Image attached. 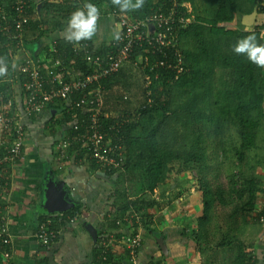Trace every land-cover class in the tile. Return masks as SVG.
<instances>
[{
  "label": "trees",
  "instance_id": "16d2710c",
  "mask_svg": "<svg viewBox=\"0 0 264 264\" xmlns=\"http://www.w3.org/2000/svg\"><path fill=\"white\" fill-rule=\"evenodd\" d=\"M26 1L30 7L28 12L31 24L26 26L24 35L26 36L27 32L31 33V35L34 33L36 35L34 41L37 42L46 37L53 40V34L63 33L67 27L66 21L68 17L73 11L82 8L86 2H91L98 7L100 19L112 17L117 25L119 17L122 15H129L134 19H144L159 12L158 10L162 6H164L165 13L171 7L166 2L167 0H144V5L141 9L121 13L119 8L112 4V0H62L61 2L47 0L37 7L38 13L35 14L36 8L32 7L29 0ZM7 2L9 4L0 6V10L13 14L12 6L16 0H8ZM260 3L261 0H245L244 2L241 0H215L212 16L204 18L198 15L196 20L186 27L175 26L174 28H176L175 30L179 36V49L184 57L187 71L178 79H176L175 73L165 69H158L154 73L149 72V68L147 71H143L144 77L146 75L151 77V86L145 87V89L142 87V91L139 89L136 91L141 96V99L139 100V108L135 113H133L131 100L128 96L131 92L129 76L133 64H124L114 76L103 82V129H106L107 126L115 127L120 123L121 118L119 117L121 115H129L133 118L132 121L116 129L118 132L114 131V134L121 139V143L126 148L128 154L127 164L118 174L105 175L114 187V203L111 205L112 210L109 213L112 216L110 226L114 229V232L131 224L129 229L132 231V236H136L139 231L145 230L156 237L155 231L151 230L149 225L152 221V212L158 209L161 203L157 202L154 197L170 180V174L173 173L175 163L195 165L198 169L197 181L202 193L203 210L197 228L192 231V238L196 240L197 250L201 258L206 257V259L203 261H197L196 259L195 262H188L187 264H227L223 263L224 253L235 254L231 264H260L259 259L252 263V256L246 253L245 245L242 241H238L236 247H232L230 243L228 248H225V242H221L217 251L214 250L211 242L207 239L214 209L218 206L225 207L227 203L224 192L221 189L214 190L208 177L209 158L205 145L206 141L201 129L204 122L209 123L211 126L216 124L214 111L217 100L213 97L214 91L212 90L215 75L217 74L216 70L230 71L233 78V88L229 91V99L234 103V112L236 113L234 114L233 123L239 135V149L237 151L239 161L243 162L247 158V154L257 148L258 132L262 125L261 116L257 114L262 113L264 109V69L251 64L245 57L234 54L232 46L237 40L252 34L256 35L260 43H263V39L258 31L246 32L241 29L230 28V25L236 21L238 15H250L254 11L260 15L263 14L264 6L261 7ZM182 11L184 17H190L186 14L185 8H182ZM240 25L243 26L242 23ZM54 41H56L57 49L59 50V53L55 56L59 57L66 65L69 64L68 59L74 55L73 46L64 38H56ZM81 42L87 44L92 52L96 51L94 52L95 55H104L110 51V44L107 43L97 48L92 40ZM15 45L9 48L4 41L0 40V58H4L8 63V72L4 77H0V81L5 77L14 76L12 57L17 52ZM46 53L50 55L49 48H47ZM140 55L149 57L150 65L160 59L152 56L150 49L144 47L135 49L132 56L133 61ZM168 57L173 61V52H169ZM74 59L78 63L76 67L77 74L79 76L88 74L89 70L84 63L83 55L76 56ZM47 77L50 76L46 75ZM9 88L8 83H4L1 86L2 91H6ZM175 92H184L190 95V97H193L194 102H197V99L203 96L202 103L206 104L204 110L195 108L190 112V109H186L189 111L192 120L191 124L198 128L196 133H194L196 136L190 137V141L187 140L179 149L165 147L168 125L165 126L166 121L164 119L161 123L157 122L159 114L169 111L172 94ZM149 93L151 94L150 96ZM78 97L76 95L72 100H76ZM15 106L16 104L14 103ZM47 109L50 113L53 109L64 112L66 115L64 120L67 123L75 121L73 114L67 113L64 101L51 104ZM78 119L81 124L84 120H88V117L78 112ZM139 129L143 130L145 134L137 137L135 133ZM80 131H83V129H80ZM74 153H77L75 146L69 151L68 156L70 157ZM78 154L89 160L84 152L78 151ZM91 165L94 166L93 163ZM250 184L253 198L252 202L250 201L248 204L252 208L256 202L255 194L261 189L258 188L256 179ZM80 214L81 211L78 207H70L68 211L61 214L63 222H59V214H49L43 217L40 224L52 220L54 222L53 227L59 230L65 226V221L69 217L73 218ZM263 229L264 227L262 226ZM110 233L98 237L94 250L93 264L103 263V247L101 246L103 237H106V239L114 237L116 241L113 245L115 246L128 238L127 234ZM182 235L185 238L184 230ZM155 239L157 241V238ZM143 243L144 239L141 247ZM122 247L125 248L123 245ZM141 247L137 250V257ZM220 247H224L222 248L224 251ZM125 253L126 256L120 257L113 253L112 248L111 250L109 249L107 251V264H133L136 260H133L126 248ZM219 253H221L220 258ZM150 264H162V260L152 261Z\"/></svg>",
  "mask_w": 264,
  "mask_h": 264
},
{
  "label": "built area",
  "instance_id": "2783aa9c",
  "mask_svg": "<svg viewBox=\"0 0 264 264\" xmlns=\"http://www.w3.org/2000/svg\"><path fill=\"white\" fill-rule=\"evenodd\" d=\"M166 2L171 5L167 13L164 12V6H162L159 12L144 19H134L129 15L120 16L118 23L120 39L118 41L113 39L107 43L110 44V51L104 55H95L96 51L92 52L89 46L82 42L75 45L69 43L73 46L75 56L72 55L68 59L69 64L66 65L55 56L59 50L56 41H53L49 46L50 55L46 54L43 59L26 58L19 68V76L24 81L22 82L24 98L22 103L15 102L12 95L15 72L13 77H5L0 81V247L10 245L9 222L4 198L11 185L10 169L24 159L29 141V134L23 123L25 120L38 119L48 110L49 105L64 101L67 113H72L75 121L71 124L70 132L62 136L55 144L58 162L61 163L68 159L69 151L75 146L77 154L78 151L84 152L99 174H118L124 169L128 154L121 139L114 134V131L118 132L116 129L132 121L133 118L129 115H121L120 123L115 127L106 125L107 128L103 129L104 86L102 84L114 76L126 63L141 67L144 72L148 68L151 73L158 69H165L175 73L176 79L187 71L184 57L179 49V36L174 27L177 25L186 27L193 22L191 18H186L182 14V8L189 5L184 0H167ZM260 6H264V0H261ZM29 8L26 0H16L12 6L13 14L0 10V40L4 41L7 47H13L16 44L17 51L23 48L24 31L26 26L31 24ZM37 13L36 9L35 14ZM261 17H264V13L261 15L257 13L255 25L246 27L245 31H258L264 43V21L259 19ZM144 47L150 49L152 56L160 59L150 65L149 57L140 55L133 61L132 56L135 49ZM169 52H173V61L168 57ZM79 55H83L84 63L89 70L88 74L82 76L77 74L78 63L74 59ZM46 75L50 77L47 79ZM146 79L151 84L149 75H146ZM47 80L50 81L48 86ZM4 83H8L10 87L6 91L1 90ZM76 95L79 96L78 99L72 100ZM78 112L88 117V120L80 124ZM61 214H59V222H63ZM80 220L81 215L69 217L65 224L75 225ZM257 222L264 227V209L258 215ZM53 223L49 220L38 226L36 238L40 247L44 249L51 247L60 237V230H56ZM115 241L114 237L109 239L103 237L101 241L102 264H107V251L111 250ZM142 242L143 236L139 231L136 236L130 234L120 244L125 246L133 260H136L137 250ZM260 242L264 244V230ZM5 256L8 258L9 254ZM255 260L253 256L252 263ZM259 261L260 264H264L263 258Z\"/></svg>",
  "mask_w": 264,
  "mask_h": 264
},
{
  "label": "crops",
  "instance_id": "0c3cea01",
  "mask_svg": "<svg viewBox=\"0 0 264 264\" xmlns=\"http://www.w3.org/2000/svg\"><path fill=\"white\" fill-rule=\"evenodd\" d=\"M7 1L0 0V6H7L9 4ZM29 1L32 7L37 9L47 0ZM104 19L98 20V34L90 39L97 48L111 42L112 37L120 31L112 17ZM259 19L264 21V17ZM65 35L66 31L53 34V40L46 37L40 42L34 41L36 39L34 33L31 35L27 32L26 36L24 35L23 48L12 57L15 65L13 71L16 74L12 88L15 102L22 103L24 100L19 68L25 59L28 57L43 59L52 41L56 38L65 39ZM65 116L62 111L53 109L51 113L44 112L38 119L23 122L29 134V141L24 159L10 169L11 185L4 198L10 245L0 247V264H93L98 237L111 234L110 232L123 233L127 236L132 234L129 226L115 232L110 226L112 216L109 213L114 203V187L105 175L97 173L92 163L77 153L61 163L58 162L55 144L70 132L73 124L65 122ZM57 193L63 194V207L66 208L64 212L70 207H78L81 211V220L75 225L66 223L59 229L60 237L55 244L44 249L38 243L36 232L43 217L51 214ZM173 194L176 195V192ZM176 196L162 203L161 200L158 201L161 206L152 212V221L149 225L150 229L155 231L156 237L141 230L144 243L133 264H150L152 261L161 260L162 264H186L185 262H195L196 259L197 261L206 259L201 258L198 250L189 251L184 243L175 240L178 231L182 234L188 217H200V211L203 210L202 201L199 208L190 197L188 209L186 210L185 204L179 211L178 205L183 198L176 200ZM173 201L177 208L172 206ZM155 238L164 240L168 250L167 256ZM112 251L116 256H126L125 248L121 244L113 245ZM6 254H9L8 258ZM250 254L256 259H264V244L260 239L254 243ZM220 255L221 253L219 258Z\"/></svg>",
  "mask_w": 264,
  "mask_h": 264
},
{
  "label": "rangeland",
  "instance_id": "374dc122",
  "mask_svg": "<svg viewBox=\"0 0 264 264\" xmlns=\"http://www.w3.org/2000/svg\"><path fill=\"white\" fill-rule=\"evenodd\" d=\"M52 1L61 2L62 0ZM241 1L244 2L245 0ZM184 2L189 5L185 10L193 22L198 15L204 18L212 16L215 7V0H184ZM242 18V15L241 17L238 15L230 28L245 31L246 27L240 25ZM108 21L114 23L112 20ZM98 31L99 26L97 24L95 35L98 34ZM95 35L92 38H95ZM130 70L131 92L128 96L131 100L133 113H135L139 108V100L141 99L136 91L138 89L142 91V87L145 89V87H150L151 84L146 76L144 77L141 67L133 65ZM216 72L214 85L212 86L213 97L217 100L214 111L216 124L211 126L209 123L204 122L201 129L206 141L205 145L209 158L208 177L214 190L221 189L224 192L227 205L225 207L218 206L214 209L207 239L211 242L214 250L217 251L221 242H225V248H228L230 246L228 244L231 243L232 247H236L237 242L242 241L246 253L250 254L254 243L260 239L264 230L257 222L258 215L264 209V109L262 113L257 114L261 116L262 121L258 132L257 148L250 151L247 158L240 162L237 156L239 135L233 123L234 114L236 113L234 112V103L229 99V91L233 88V78L230 71L217 69ZM197 100V102H194L193 97L184 92H175L172 94L169 111L157 116L158 123H161L164 119L166 121L165 126L168 125L166 129L167 137L165 138L166 148L179 149L187 140L190 141V137L196 136L194 133H196L198 127L191 124L192 120L189 111L186 109H190V112L195 108L204 110L206 104L202 103L203 96H200ZM144 134V131L139 129L135 136L138 137ZM170 175V180L158 191L154 199L157 202L161 200L162 203V201H168V198L177 195L176 200L183 198L178 205L180 211L185 204H187L185 206L186 210L188 209L191 197V201L195 202L194 204L200 208L202 193L197 181V167L178 162L174 164L173 173ZM255 179L258 188L261 190L255 194L256 202L254 207L251 208L248 204L250 201L252 202L253 198L250 183ZM174 192H176V195L173 194ZM173 202L172 206L177 208L175 201ZM199 215L202 216V211ZM191 217L193 216L191 215ZM200 217H188V223L184 225L183 229L185 238L179 231L176 234L177 237H175V240L178 239L177 241L180 240L179 243H184L189 251L198 249L196 240L192 238V231L194 226V229L197 228ZM222 248L224 247H220L221 250H223ZM224 255L223 263L231 264L235 254L224 253Z\"/></svg>",
  "mask_w": 264,
  "mask_h": 264
},
{
  "label": "clouds",
  "instance_id": "9594fccd",
  "mask_svg": "<svg viewBox=\"0 0 264 264\" xmlns=\"http://www.w3.org/2000/svg\"><path fill=\"white\" fill-rule=\"evenodd\" d=\"M112 4L119 8L121 13L136 11L144 5V0H112ZM100 19V10L91 3L86 2L82 8L71 13L66 23L65 39L68 43L79 44L84 40H90L97 31V22ZM112 39L119 40L117 32ZM232 52L238 56H243L251 64L264 69V43L257 40L255 34L248 35L232 46ZM14 68L15 65L13 64ZM8 72V63L4 58H0V77H4Z\"/></svg>",
  "mask_w": 264,
  "mask_h": 264
},
{
  "label": "water",
  "instance_id": "95a60500",
  "mask_svg": "<svg viewBox=\"0 0 264 264\" xmlns=\"http://www.w3.org/2000/svg\"><path fill=\"white\" fill-rule=\"evenodd\" d=\"M257 20V12L254 11L252 14L250 15H245L243 17V21H242V25L245 27H253L256 23ZM153 29V28H152ZM53 208L51 209L50 213L51 214H60L63 213L66 208L63 207L64 205V200H63V194L62 193H57L54 197L53 200ZM159 246L161 247L163 253L165 254V256L168 255V250L164 244V240L159 238L157 239Z\"/></svg>",
  "mask_w": 264,
  "mask_h": 264
}]
</instances>
